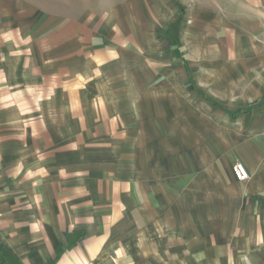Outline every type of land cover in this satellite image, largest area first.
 <instances>
[{"label":"crops","instance_id":"1","mask_svg":"<svg viewBox=\"0 0 264 264\" xmlns=\"http://www.w3.org/2000/svg\"><path fill=\"white\" fill-rule=\"evenodd\" d=\"M98 12L0 0V264H264V0Z\"/></svg>","mask_w":264,"mask_h":264},{"label":"rangeland","instance_id":"2","mask_svg":"<svg viewBox=\"0 0 264 264\" xmlns=\"http://www.w3.org/2000/svg\"><path fill=\"white\" fill-rule=\"evenodd\" d=\"M125 0H79V5L84 8L97 9L99 15H105L113 4L123 3ZM135 1V0H132ZM181 6H211L216 12L227 6L234 5V0H179ZM225 13V12H224Z\"/></svg>","mask_w":264,"mask_h":264},{"label":"built area","instance_id":"3","mask_svg":"<svg viewBox=\"0 0 264 264\" xmlns=\"http://www.w3.org/2000/svg\"><path fill=\"white\" fill-rule=\"evenodd\" d=\"M232 170H233L235 179L238 181L245 180L248 176L247 170L245 169L244 165L240 162H236L233 165Z\"/></svg>","mask_w":264,"mask_h":264}]
</instances>
